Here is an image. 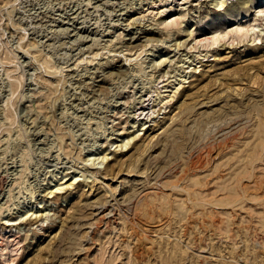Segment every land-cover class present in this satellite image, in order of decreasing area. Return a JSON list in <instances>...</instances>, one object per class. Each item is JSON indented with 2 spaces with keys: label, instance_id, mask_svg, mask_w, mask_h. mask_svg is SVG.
I'll use <instances>...</instances> for the list:
<instances>
[{
  "label": "rangeland",
  "instance_id": "374dc122",
  "mask_svg": "<svg viewBox=\"0 0 264 264\" xmlns=\"http://www.w3.org/2000/svg\"><path fill=\"white\" fill-rule=\"evenodd\" d=\"M246 1L0 0V264H264ZM237 20L262 37L196 43Z\"/></svg>",
  "mask_w": 264,
  "mask_h": 264
},
{
  "label": "bare ground",
  "instance_id": "6f19581e",
  "mask_svg": "<svg viewBox=\"0 0 264 264\" xmlns=\"http://www.w3.org/2000/svg\"><path fill=\"white\" fill-rule=\"evenodd\" d=\"M249 3V5H257L256 7H264V0H249V1H246L244 4L241 3V7L238 8V11H237V15L240 16L242 14H245V18H248V8L246 7V5ZM221 5V2L219 3ZM236 4V3H235ZM233 5V4H232ZM231 5V6H232ZM230 6V7H231ZM255 7V6H254ZM231 9V8H230ZM230 9L228 10V13L230 12ZM161 14V13H160ZM158 14V15H160ZM232 15V14H231ZM256 17L258 18H264V9H258V11H256L255 13ZM233 16V15H232ZM231 16V18H232ZM142 17V16H141ZM235 18V17H234ZM151 20V19H150ZM226 20V19H225ZM257 20V19H256ZM221 22V21H220ZM249 22V20H248ZM242 23V22H241ZM208 27V26H207ZM205 28L204 27V31L206 32V36L207 37H204L203 35V38H200L196 41L197 44H200L201 46L203 45H206V48L207 47H211L220 43V41H224L227 37L229 36H236L238 37L239 39H246L248 37H253L252 39L255 40L257 39L258 37H260L262 34L260 35H257V33L259 34L261 30H258L257 27L255 25H247V26H243L242 24H240V22L238 23V20L236 22V25L234 27H232V29H229L227 32L226 31H222L220 27H215V26H209L208 28ZM201 31V30H200ZM262 37V36H261ZM114 39V38H113ZM185 54V53H184ZM195 56V55H194ZM205 56V55H204ZM122 57V56H121ZM200 57V56H199ZM95 58V57H94ZM186 58V57H185ZM185 60V59H184ZM203 60V59H202ZM187 61V60H186ZM191 64V63H190ZM179 68V67H178ZM181 68V67H180ZM182 69V68H181ZM187 69V68H186ZM191 70V69H190ZM172 72V71H171ZM169 73V72H168ZM190 72H186L185 75L182 77H178V79L175 80V83L173 84V88L168 91V95L166 96H161L160 94L159 95V99L161 100H167V99H171L173 97V95L179 90L182 88V85L186 83V81L191 77L190 75ZM175 76V75H174ZM159 88V87H158ZM167 89V88H166ZM161 93V92H160ZM165 93V92H164ZM157 100V99H156ZM160 101V100H159ZM171 101V100H170ZM144 106V105H143ZM146 107V106H145ZM145 112V111H144ZM143 112V113H144ZM150 112V111H149ZM135 113V112H134ZM139 113V112H138ZM147 114V113H146ZM139 116V115H138ZM141 116V115H140ZM145 116V115H144ZM142 119V118H141ZM135 124H138L139 121L135 120L134 122ZM149 123V122H148ZM144 124L142 122V124L140 123L139 125H137L138 127H144ZM134 125V124H133ZM134 127V126H133ZM136 127V125H135ZM143 129L139 130V131H142ZM137 133H138V130H136ZM135 131V132H136ZM138 136V134H134L133 137H131L130 139H127V141H125L123 143V145H120L118 146L119 147V150L121 151L122 148H126L130 141L133 140L134 138H136ZM126 140V139H125ZM121 141V140H120ZM121 143V142H120ZM114 144V143H113ZM112 144V145H113ZM117 146V145H116ZM107 154H105L102 158H101V163L102 164L104 161L107 160ZM115 159V158H114ZM87 160V159H86ZM116 160V159H115ZM90 160H87L86 162H89ZM115 164V163H114ZM86 166V165H85ZM113 166V165H112ZM98 169V168H97ZM77 176V175H76ZM71 179H73V181L69 182L67 185H65V187H63V185L65 183H67L69 180L65 181V182H61L57 185L56 189L53 190V192L51 191V193H55V192H59V191H62L64 188L68 187V186H71L73 183H74V177H72ZM63 180V179H60V181ZM30 212V211H29ZM25 215V214H24ZM43 225V224H41Z\"/></svg>",
  "mask_w": 264,
  "mask_h": 264
}]
</instances>
